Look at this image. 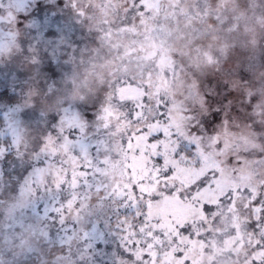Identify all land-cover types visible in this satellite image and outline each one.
<instances>
[{
    "label": "clouds",
    "instance_id": "9594fccd",
    "mask_svg": "<svg viewBox=\"0 0 264 264\" xmlns=\"http://www.w3.org/2000/svg\"><path fill=\"white\" fill-rule=\"evenodd\" d=\"M0 264H264V0H0Z\"/></svg>",
    "mask_w": 264,
    "mask_h": 264
}]
</instances>
